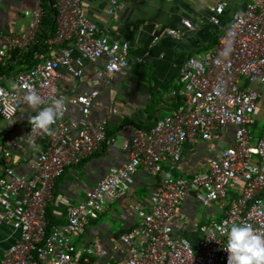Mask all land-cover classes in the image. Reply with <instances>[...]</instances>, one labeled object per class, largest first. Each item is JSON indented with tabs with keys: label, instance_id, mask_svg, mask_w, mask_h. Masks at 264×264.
<instances>
[{
	"label": "built area",
	"instance_id": "built-area-1",
	"mask_svg": "<svg viewBox=\"0 0 264 264\" xmlns=\"http://www.w3.org/2000/svg\"><path fill=\"white\" fill-rule=\"evenodd\" d=\"M211 1L207 22L222 33L211 51L195 54L182 65L180 87L172 92L177 109L157 119L148 131L126 127L129 139L123 149L128 161L121 168H110L84 200L69 209L65 223L49 230L45 213L56 181L68 167L109 144L105 123L90 118L98 92L61 95L57 88L58 79L63 78L60 69L77 79L85 63L104 59L98 77L109 85L129 67L130 47L126 42L108 41L83 12L80 0H52L53 35L39 39L46 16L43 0H35L33 10L25 13L28 24L22 33L0 32V102L12 96L19 102L7 118L0 109V118L13 119L29 89L42 98L34 115L57 99L63 101V114L69 106L80 108L76 120L58 117L51 127L53 135L32 129L29 123L24 142L37 152L30 177L16 173L11 153H2L0 231L8 234L4 242L13 241L0 254V264H73L77 258L89 263L92 257L107 256L97 244L78 249L74 241L110 202L125 195L139 170L159 176V181L140 224L112 240L113 252H127L124 264H227V232L233 225L246 223L264 234V136L251 134L264 89V0H248L244 8L232 13L227 26L221 25V17L232 0ZM119 8L112 1L108 12L112 15ZM181 23L185 31L194 30L189 20ZM165 35L180 39L184 32L166 30ZM158 40L156 36L151 43ZM37 44L42 50L33 52L32 65L26 66L22 56ZM142 62L137 59L138 64ZM227 127L234 130L231 145L223 147L203 172L184 178L165 171L166 166L172 168L181 161L187 143L218 141ZM189 194H195L203 207L215 205L224 212L217 222L198 227L201 238L195 246L174 237L170 224Z\"/></svg>",
	"mask_w": 264,
	"mask_h": 264
},
{
	"label": "crops",
	"instance_id": "crops-1",
	"mask_svg": "<svg viewBox=\"0 0 264 264\" xmlns=\"http://www.w3.org/2000/svg\"><path fill=\"white\" fill-rule=\"evenodd\" d=\"M80 1L83 12L108 41L129 44V67L113 77L109 85H104L98 77L104 67V59L85 63L82 76L77 79L60 69L63 78L58 79L57 88L61 95L74 97L85 92H98L90 118L105 123L109 144L78 165L68 167L56 181L49 206L57 225L65 223L69 209L82 202L86 193L96 186L110 168H121L128 161V154L123 149V144L129 139L126 127L148 131L157 119L172 115L178 107L177 98L173 97L172 92L180 87L178 80L182 65L195 54L211 51L222 33L220 27L207 22L211 0ZM112 1L119 4L120 8L110 15L108 10ZM247 1L232 0L221 17V25L227 26L232 13L244 8ZM34 5L35 0H0V32L5 35L22 33L28 24L25 13L32 11ZM182 20H189L194 30L185 31ZM166 30H181L184 36L180 39L171 38L165 35ZM42 33L43 30L39 36ZM156 36L159 40L152 44ZM137 59L143 62L138 64ZM25 65H32L31 60ZM34 110L24 103L13 119L0 118L5 122V126L0 128V168L2 153L9 151L13 157V169L26 177L32 175L37 156V152L24 142ZM263 111L259 105L257 117ZM79 113V106H69L59 118L69 122L79 118ZM233 131L232 127H227L218 141L197 140L187 143L183 147L181 161L172 168L166 166L165 171L184 178L203 172L207 163L219 155L223 147L231 145ZM158 181L159 176L137 171L125 195L110 202L107 210L98 219L90 221L85 233L74 241L78 249L91 248L97 244L107 256L92 257L89 263L77 258L73 264H124L127 252H113L112 240L140 224L143 214L148 211L150 197ZM201 207L203 210H200ZM223 216V210L215 205L203 207L195 194H189L171 217L170 224L174 237L184 238L195 246L201 238L198 227L217 222ZM7 236V232L0 231V254L13 241L4 242Z\"/></svg>",
	"mask_w": 264,
	"mask_h": 264
},
{
	"label": "clouds",
	"instance_id": "clouds-1",
	"mask_svg": "<svg viewBox=\"0 0 264 264\" xmlns=\"http://www.w3.org/2000/svg\"><path fill=\"white\" fill-rule=\"evenodd\" d=\"M15 84L12 88L15 89ZM23 102L32 109H36L41 103V96L29 89L23 95ZM3 115L7 118L14 114L19 106L15 96L6 97L2 102ZM63 101L55 100L50 106L39 111L32 116L29 123L32 129L42 130L48 135H53L51 127L56 123L58 117L63 112ZM187 244L188 241H185ZM228 253L227 264H264V234L258 233L249 224L233 225L227 232V245L225 249Z\"/></svg>",
	"mask_w": 264,
	"mask_h": 264
},
{
	"label": "trees",
	"instance_id": "trees-1",
	"mask_svg": "<svg viewBox=\"0 0 264 264\" xmlns=\"http://www.w3.org/2000/svg\"><path fill=\"white\" fill-rule=\"evenodd\" d=\"M44 4H45L44 9L46 12V16L43 18V22H42L43 33H42V36H39V39L45 37L47 33H49L50 35H53L55 31V20H54L55 10L53 8L52 0L50 1L47 0V2L45 0ZM41 50H42L41 44H37L36 46L33 47V49L28 54L23 55L22 59L23 60L25 59L28 62L31 60L33 52L35 51L37 52ZM45 219L47 223V230H49L52 226L57 225L56 219L53 216V212L49 205L46 208Z\"/></svg>",
	"mask_w": 264,
	"mask_h": 264
},
{
	"label": "rangeland",
	"instance_id": "rangeland-1",
	"mask_svg": "<svg viewBox=\"0 0 264 264\" xmlns=\"http://www.w3.org/2000/svg\"><path fill=\"white\" fill-rule=\"evenodd\" d=\"M262 96L263 97L258 102V106L260 105L264 109V89L262 91ZM257 115L258 114L256 113L255 119L257 121V128L252 131L253 132L252 136L254 138H260V137L264 136V111H263V114L261 116L257 117ZM4 126H5V122H3L2 119H0V128H3ZM200 210H203V208L201 207Z\"/></svg>",
	"mask_w": 264,
	"mask_h": 264
}]
</instances>
